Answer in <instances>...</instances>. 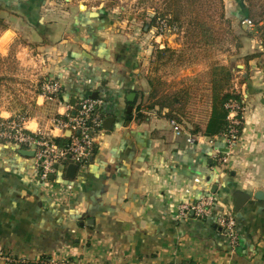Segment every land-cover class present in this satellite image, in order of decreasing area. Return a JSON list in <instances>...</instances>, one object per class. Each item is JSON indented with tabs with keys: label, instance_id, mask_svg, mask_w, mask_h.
<instances>
[{
	"label": "crops",
	"instance_id": "1",
	"mask_svg": "<svg viewBox=\"0 0 264 264\" xmlns=\"http://www.w3.org/2000/svg\"><path fill=\"white\" fill-rule=\"evenodd\" d=\"M116 1L0 0L8 25L0 33V117L26 112L30 132L62 143L71 132L53 118L74 115L83 96L97 94L104 122L114 118L88 166L73 178L66 169L52 190L38 180L33 156L0 144V264H38L45 254L51 264H264V39L241 37V50H250L241 55L260 54L248 66H233L231 54L173 76L191 81L215 60L244 78L250 69L246 83L234 81L245 110L237 143L221 134L190 144L189 129L177 134L155 111L137 117L156 49H179L182 36L153 37L156 26L132 20L136 0L121 12ZM224 3L233 24L250 18L249 0ZM144 11L149 19L155 10ZM52 78L62 90L49 98L39 84ZM237 191L249 195L239 210ZM209 194L211 215L180 214ZM223 212L236 219L235 245L217 221Z\"/></svg>",
	"mask_w": 264,
	"mask_h": 264
},
{
	"label": "trees",
	"instance_id": "2",
	"mask_svg": "<svg viewBox=\"0 0 264 264\" xmlns=\"http://www.w3.org/2000/svg\"><path fill=\"white\" fill-rule=\"evenodd\" d=\"M162 7L155 9L149 27L157 26V19H164L172 28L171 32L181 35L182 46L174 49L169 46L156 49L155 60L152 63L153 75L149 77V90L147 96L141 93L138 103V118H143L142 108L155 111L158 115L178 123L190 124L188 129L194 135L215 137L228 132L231 109L227 106L230 101L239 104L244 102L240 90L235 87L236 74L229 64L215 60L206 72V80H198L191 84H184L175 90L166 89L165 81L156 74L158 67L174 63L191 62L198 57L199 51L215 50L219 48L228 36L232 37L239 46V39L234 33L233 19L227 16L224 0H162ZM256 0H249V17L256 19ZM3 10L0 4V12ZM261 14H263L261 12ZM146 16V14H144ZM248 16V15H247ZM245 17V16H244ZM0 26L7 25L0 17ZM259 53L244 57L246 64ZM155 69V70H154ZM249 72L242 77L240 83H246ZM146 97V98H145ZM134 103H137L135 100ZM199 106L204 108L199 110ZM26 113V112H22ZM242 111L238 117L242 122ZM4 118L0 117V122ZM241 129V126L239 127ZM60 142L59 138H55ZM69 138L66 140V142ZM51 257L42 255L38 264H51Z\"/></svg>",
	"mask_w": 264,
	"mask_h": 264
},
{
	"label": "built area",
	"instance_id": "3",
	"mask_svg": "<svg viewBox=\"0 0 264 264\" xmlns=\"http://www.w3.org/2000/svg\"><path fill=\"white\" fill-rule=\"evenodd\" d=\"M157 23L158 25L152 31L153 37L172 33V28L164 19L158 18ZM242 24L248 27L254 26L250 18L243 19ZM39 87L41 92L50 98L61 92L62 83L54 78L45 79ZM79 105L80 108L74 115L67 114L53 118V123L62 131L71 132L69 140L64 143L56 141L55 137L45 131L30 132L27 127L29 120L27 113H19L15 117L4 118L0 122V144L10 145L15 149L32 150L37 178L48 189L52 190L56 187L55 183L62 177L60 174L65 173L69 164H77L80 171L84 170L96 154L101 143L100 138L105 133L102 100L83 96L80 98ZM227 106L231 109L229 115L231 125L225 134L228 135L229 144L233 147L239 133L237 130L239 123L235 117L238 116L242 107L236 101H230ZM171 124L177 134L182 132L183 128L177 121L171 120ZM196 138V135L189 134V143L194 144ZM214 205L215 196L209 194L195 203L181 205L180 214L187 215L192 211L197 217H207L211 215ZM217 221L228 232L229 242L235 245L239 237L234 215L231 212H223L218 215Z\"/></svg>",
	"mask_w": 264,
	"mask_h": 264
},
{
	"label": "rangeland",
	"instance_id": "4",
	"mask_svg": "<svg viewBox=\"0 0 264 264\" xmlns=\"http://www.w3.org/2000/svg\"><path fill=\"white\" fill-rule=\"evenodd\" d=\"M116 2H117L118 7L120 5L128 7V6H130L129 4H130L131 0H117ZM162 4H163L162 0H136L135 2H133V4H131L130 10H129L134 15H137V19H132V20H134L136 22H140L139 25L141 27H143L145 25L146 21H150V19H147V18H145L144 15H141L142 13L145 14L144 10H146L147 8L155 10L157 8H160V6L162 7ZM137 7L140 8V10L138 11L137 14H135L137 11L136 10ZM152 7H154V8H152ZM254 7H255L256 13L258 14V15H256V19L251 18L252 21L254 22V26L248 27V26H245L243 24H237V23L233 24L234 33L237 35L238 39H240L239 40L240 46L236 47V44H237V42H235L236 40L234 39V41H232V37L228 36L226 38V40L224 42H222V44H220L221 46L219 48H217L215 50H209L208 53H206L205 51H199L198 57L191 62L185 61L183 63H174V64L162 65V66L158 67L156 74H158L160 77H162L163 81H165L164 82L166 85L165 88L175 90V89H178L180 87H183V85L187 84V83L191 84V83H194L198 80H202V81L206 80L205 76H206L207 71L201 73V75H199L198 77H196L195 79H193L191 81L175 82L173 76L177 72L183 70V68H181V66L182 67H184V66L189 67V66H192V64H194V65L195 64H201V65L207 64V65H209L210 61L213 60L214 58H217L218 60L221 61L223 59V56L231 55V54H233V59H234V61L232 62L233 66H236L239 63H240V65H243L244 63L246 64L244 57L247 55H250V54L243 56L240 54V52L245 53L248 51L247 53H250V50L248 48L245 51L241 50V45H242L241 37L245 38V36L246 37L255 36V39H257V38H260L261 40L264 39V24H260V22L264 23V0H256V4ZM118 11L121 12L122 9L119 7ZM261 12L263 14H261ZM140 15H141V17L143 16L142 19L140 18ZM3 20H4V18H3ZM4 23H5V20H4ZM5 24L7 25V23H5ZM2 28L3 27L0 26V33L3 30ZM11 66L12 65H10V67ZM246 66H248V64ZM188 67H186V69ZM237 67H239V65ZM151 71H152V68H151ZM248 72H250V69ZM151 73H153V71ZM151 73H150V76L152 75ZM235 74H236L235 81L240 82L241 78H242L241 75L237 74V72ZM237 76H238V79H237ZM26 81L28 82L29 80L26 79ZM15 84L16 83H13V85H15ZM16 87H17V85H16ZM143 93L145 94V96H147V91L142 92V94ZM202 108H204V106H199V110ZM241 111H242V115H244L245 110H244V104L243 103H242V110ZM235 118L239 123L238 129H237V130H239V133H237V140H238L239 137L241 136L240 135V129H239V127L241 125V122H240L241 119L238 116H236ZM179 124L182 126V128L184 127V128L188 129L189 127H191L190 124H187L186 122H185V124L184 123H179ZM192 135H194V134H192ZM237 140L235 143H237ZM235 143H234V145H235Z\"/></svg>",
	"mask_w": 264,
	"mask_h": 264
},
{
	"label": "water",
	"instance_id": "5",
	"mask_svg": "<svg viewBox=\"0 0 264 264\" xmlns=\"http://www.w3.org/2000/svg\"><path fill=\"white\" fill-rule=\"evenodd\" d=\"M135 95H136L135 92L130 93L129 96H128V101L133 102ZM95 97H97V94L94 95V98ZM79 108H80V106H79ZM132 111H133V105H129L128 108H127L128 119L131 118L130 114L132 113ZM113 122H114V118L113 117H109V118H107L105 120L104 125H105V127H106L107 124L109 126H111ZM19 153H21L23 155H28V156H33V154H34L32 150H27V149H19ZM77 169H78V165L77 164H74V163L69 164L68 168H67V172H66L67 176L73 178L75 176L76 172H77ZM262 196H263V192L259 191L257 193V197L262 198ZM248 197H249V195L247 193H243L241 191H237L235 193L234 199H235V208H236V210L240 209V207H241V205L243 203V200L245 198H248Z\"/></svg>",
	"mask_w": 264,
	"mask_h": 264
}]
</instances>
